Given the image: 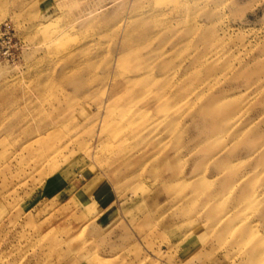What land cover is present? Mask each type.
<instances>
[{"label":"rangeland","instance_id":"rangeland-1","mask_svg":"<svg viewBox=\"0 0 264 264\" xmlns=\"http://www.w3.org/2000/svg\"><path fill=\"white\" fill-rule=\"evenodd\" d=\"M0 264H264V0H0Z\"/></svg>","mask_w":264,"mask_h":264}]
</instances>
